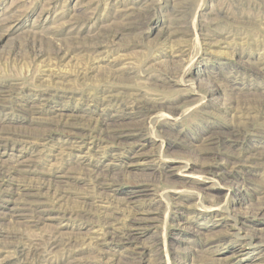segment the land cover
<instances>
[{
  "label": "rangeland",
  "instance_id": "obj_1",
  "mask_svg": "<svg viewBox=\"0 0 264 264\" xmlns=\"http://www.w3.org/2000/svg\"><path fill=\"white\" fill-rule=\"evenodd\" d=\"M13 234L264 264V0H0V261Z\"/></svg>",
  "mask_w": 264,
  "mask_h": 264
},
{
  "label": "bare ground",
  "instance_id": "obj_2",
  "mask_svg": "<svg viewBox=\"0 0 264 264\" xmlns=\"http://www.w3.org/2000/svg\"><path fill=\"white\" fill-rule=\"evenodd\" d=\"M132 226L133 225L130 224L129 228H131ZM123 228H125V225L123 226ZM101 233L103 235L105 233L107 235H111V233L108 232L106 229H102ZM122 235L127 237L129 236V233L123 231ZM13 238H16V241L13 240ZM41 238H43L44 240L43 239L41 240ZM40 240L42 242H40ZM60 242H63V241H61L60 238L56 236L55 234L53 235L51 234L43 235L42 234V235H39L38 238L37 237L33 239L26 238V240H22V237L18 238L16 234H13L11 235V241L8 242L7 247H6L8 248L7 252L8 253L12 252V254L10 256H6L7 258L4 259L5 261L4 260L0 261V264H50L49 261H47L46 263H43L39 259V256L43 253L49 254L50 250L56 245H58V243Z\"/></svg>",
  "mask_w": 264,
  "mask_h": 264
}]
</instances>
